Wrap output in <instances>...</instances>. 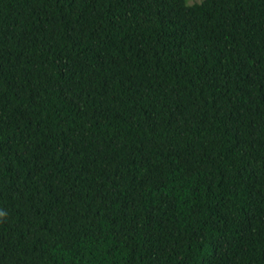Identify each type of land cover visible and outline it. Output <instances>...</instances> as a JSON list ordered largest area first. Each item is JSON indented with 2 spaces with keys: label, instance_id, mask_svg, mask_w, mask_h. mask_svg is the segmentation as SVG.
<instances>
[{
  "label": "trees",
  "instance_id": "obj_1",
  "mask_svg": "<svg viewBox=\"0 0 264 264\" xmlns=\"http://www.w3.org/2000/svg\"><path fill=\"white\" fill-rule=\"evenodd\" d=\"M0 264H264V0H0Z\"/></svg>",
  "mask_w": 264,
  "mask_h": 264
},
{
  "label": "clouds",
  "instance_id": "obj_2",
  "mask_svg": "<svg viewBox=\"0 0 264 264\" xmlns=\"http://www.w3.org/2000/svg\"><path fill=\"white\" fill-rule=\"evenodd\" d=\"M3 215H5L3 212H0V216H3Z\"/></svg>",
  "mask_w": 264,
  "mask_h": 264
},
{
  "label": "rangeland",
  "instance_id": "obj_3",
  "mask_svg": "<svg viewBox=\"0 0 264 264\" xmlns=\"http://www.w3.org/2000/svg\"><path fill=\"white\" fill-rule=\"evenodd\" d=\"M188 2H192V1H195V0H187Z\"/></svg>",
  "mask_w": 264,
  "mask_h": 264
}]
</instances>
